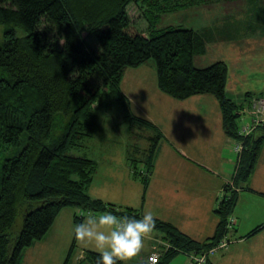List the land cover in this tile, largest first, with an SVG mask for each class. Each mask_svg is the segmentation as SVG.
Masks as SVG:
<instances>
[{"label": "trees", "instance_id": "trees-1", "mask_svg": "<svg viewBox=\"0 0 264 264\" xmlns=\"http://www.w3.org/2000/svg\"><path fill=\"white\" fill-rule=\"evenodd\" d=\"M202 1L0 0V24L4 26L0 45V264H19L23 249L42 239L60 211L71 205L142 217L132 208L118 210L115 204L92 197L88 190L98 162L67 153L95 131L94 102L110 92L123 97L120 87L126 67H138L155 58L158 88L163 93L175 99L213 94L222 108L227 134L241 139L236 117L246 108L227 95L229 65L219 60L196 67L194 59L206 52L207 43L191 28L168 25L154 29L164 13ZM139 2L150 8L145 15L151 37L127 13L130 3ZM87 36L96 39V50ZM261 96L264 93L247 97L249 107L254 97ZM125 101L129 108L130 101ZM131 118L135 127L136 121L155 127L146 118L135 114ZM23 135L27 142L21 149ZM137 137L143 138L141 134ZM144 137L150 141L159 135ZM244 140L242 152H237L233 186H225L216 207V233L201 242L172 222L155 219L171 245L168 250V245L163 248L161 257L192 251L190 255L206 257L202 264H213L211 256L229 247L231 241L225 237L237 224L233 213L238 190L252 189L250 180L264 146V124ZM157 141L149 142L150 168L146 171L151 174ZM19 214L22 229L13 235L10 229ZM161 257L154 264H162ZM98 258L95 251L83 261L97 264ZM117 264L124 263L118 260Z\"/></svg>", "mask_w": 264, "mask_h": 264}, {"label": "crops", "instance_id": "crops-1", "mask_svg": "<svg viewBox=\"0 0 264 264\" xmlns=\"http://www.w3.org/2000/svg\"><path fill=\"white\" fill-rule=\"evenodd\" d=\"M229 1L235 6L239 0H204L194 5V7L185 8L184 10H186L187 18L196 15L201 27H211L215 23L214 19L218 16L214 13L215 6L226 5ZM186 28H191L195 31L199 30L189 25ZM202 37L205 40L203 35ZM217 47L218 50L221 49L219 46ZM209 49H211L210 46H207L203 56H208ZM142 65L145 68L153 69L151 64L145 65L143 63ZM194 65L206 67L198 63H194ZM141 66L134 67L132 72L141 74L143 69ZM233 75L236 77V74ZM231 78L232 76L229 75L226 85L227 95L233 99V96L241 97L240 92L238 93V89L239 87L241 89V86L231 83ZM139 83H141V86L136 89L138 98L129 100L130 112L155 124L158 122L156 119L160 121L166 116L168 126H173V130L166 133L165 140L167 142L162 143L166 144V156L160 161L161 167L152 174L155 188L160 185L159 196L157 198L151 197L150 199V207L153 205L157 207L156 211H152L154 217L158 220L162 219L163 221L172 222L181 232L184 231L192 238L199 240L205 237L208 238V236L212 237L216 233V226L219 221L216 207L224 195L225 183L227 186L230 183L229 179L234 177L233 173L237 160L235 152L232 150L235 141L224 129L222 108L219 106L218 99L211 93H200L187 99H175L163 93L157 87L158 96L151 99L154 102V104H151L150 99L143 97L145 95V83ZM231 91L236 93V95L231 96L229 94ZM262 93L264 91L259 94H255L254 90L245 92L246 95H249L247 97L261 95ZM155 104L157 106L152 108ZM150 108L156 111L158 115L154 117L149 113L147 110ZM169 110L173 111V113H169ZM248 122L250 121L247 120L246 123ZM130 149V146L127 148L121 147L113 154V159L98 165V170L94 174L90 186V190L93 193L92 197L105 202H113L114 200L110 197L111 195L102 194L101 192L97 194L94 191L93 186L96 184V180L99 183V189L105 187V190L110 191L111 194L117 189L124 194L123 178L127 175L128 179H130L132 174L127 168L128 159L123 157V152L126 153ZM261 151L254 175L250 180L252 189L247 187L245 189L239 188L238 190L239 198L233 213V216L237 219V224L225 237L231 243L226 250H222V252H218L210 258L213 264H264V226L259 231L252 233L253 230L264 224V146ZM194 157H203L210 165L202 164L204 168H198L189 161L190 158ZM124 161H126L125 173L118 175L117 169L123 166ZM116 162L118 168L114 165ZM207 167L215 170V172H209ZM104 170H107L109 174L100 185L99 179ZM201 170H204V172L201 173ZM132 181H135V179ZM220 192L222 193L221 198L218 197ZM65 209L60 211L59 216L51 227H57L58 223L60 226L71 222L73 224L72 218L66 222L63 214L66 211ZM186 210H189L193 216L190 217V215L186 214ZM68 213H72L74 218H76L74 208H71ZM186 216L189 217L186 219ZM205 220L207 221L205 222ZM205 229L208 232L203 237H200L205 232ZM154 236L156 235L154 234ZM44 239L42 237L39 241L33 242L24 248L19 264H28L23 259L29 254H32L28 258L32 259L33 264H60V259L65 255L59 251L58 246L55 247L50 244V240ZM135 257L140 261V264L144 262L148 264L150 254L147 252V254L141 255L140 252ZM144 257L146 258L144 259ZM179 258L182 261H178ZM74 259L76 261L73 264H84V258H81V253H78ZM176 261L178 264H189V262L183 263L181 256L177 257Z\"/></svg>", "mask_w": 264, "mask_h": 264}, {"label": "rangeland", "instance_id": "rangeland-1", "mask_svg": "<svg viewBox=\"0 0 264 264\" xmlns=\"http://www.w3.org/2000/svg\"><path fill=\"white\" fill-rule=\"evenodd\" d=\"M236 4L237 5L234 6L233 3L229 1L226 5L220 4L217 5V7L215 6L216 9L214 13L218 16L214 19L215 23L214 25H211V27H201L196 15L187 18L186 10H184V8V11L180 10L177 12L173 11V13H164L156 22L154 29H162L168 25H174L179 28H186V26L189 25L199 29L196 31L204 36L207 46H210L211 49L208 51V56L198 55L194 63L205 65L207 67L208 64H211L214 61L223 60L226 64H229V75L232 76L231 83L241 86V89L240 87L238 89V93L240 92L241 97L233 96L234 100L240 104V107L244 104L243 107L246 108L241 116L236 117L238 125L240 124V126H242L247 120L251 121L252 119V112L248 105L245 92L248 90H254L255 94H259L264 91V0H239ZM149 10H147V7L142 2L130 3L127 7V13H129L131 19L137 24V28L147 37H151V34L148 31L149 23L145 15ZM3 36L4 26L0 24V45L3 43ZM87 41L91 48L95 50L97 49L95 42L96 39L94 37H88ZM217 46L221 49L218 50ZM156 63L155 58L146 61L145 65L151 64L153 69L145 68L142 65L141 68L143 69L141 74H134L132 72L134 67H126L120 87L123 97H121L122 95H118V93L112 94L111 92L99 97V99L93 104V111L95 114L93 123L95 124V131L90 137L84 138L81 145L69 147L67 152L78 157L86 156L94 158L98 162V165H100L102 162H107V160L113 159V154H115L121 147H131L126 153L123 152V157L128 159L127 168L135 181H132L133 179L131 177L128 179L127 175L123 178L124 194L117 189H115L113 194H111L110 191H106L105 187L99 189V183L97 180L96 184L93 186V189L97 194L101 192L102 194L111 195L110 197L114 200L110 203L115 204L118 210L122 211L132 208L134 211L143 214L146 210H157L156 205L150 207L151 197L157 198L159 196L160 185L155 188L153 175L148 172V169L146 171V167L150 168L148 164L150 159L149 142L152 144L158 140L157 148L154 153L155 156L152 161V169L153 171H157V169L161 167L160 161L166 156V144L162 143L167 142V140H165L166 133L169 131L171 132L173 126H168L167 118L165 116L163 119H160V121L156 119L158 122L157 124L154 123L155 127L146 126L145 123L140 121L135 122L137 123V126L135 127L131 118L132 114L129 112L130 107L128 108L125 101V98H128V101L138 98L136 89L141 86V83L139 82H142V84L143 82L145 83V95L143 97H147L151 100L158 96V69ZM233 74H236V77ZM94 81L98 84L99 78ZM229 94L231 96L236 95V93L232 91L229 92ZM150 102L151 104H154L152 100ZM156 106L157 105L155 104L152 108H155ZM152 108L147 111L155 117L158 113L153 111ZM170 112L173 113V111L169 110V113ZM58 114L59 112L56 113V115ZM137 134H141L143 138H138ZM156 134L159 135V138L156 137L150 141L144 137L145 135H152L153 137V135ZM22 139L23 142L20 147L21 149L27 142L26 135H23ZM236 140V138L233 139V141ZM233 152L235 151L233 150ZM235 155L237 158L238 153L235 152ZM189 161L198 168H202V164L210 165L203 157L190 158ZM125 162L126 161H124L123 166L120 168L116 166L117 162L114 164L115 167L118 168V175L125 173ZM207 170L212 173L215 172V170H212L210 167H207ZM200 172L203 173L204 170H201ZM108 174L107 170L103 171L99 179L100 185L105 181L104 179ZM231 180L232 178L229 179V181L233 182ZM90 189L91 188H89L88 192L92 196L93 193ZM221 196L222 193L220 192L218 197L221 198ZM65 208L66 211H64L63 214L66 218V222L72 218L73 224L71 222L69 224L65 223L64 226H60L58 223L57 227L54 226L56 227L55 229H53L54 227H51L50 231L44 236V240H50V244H53L55 247L58 246L59 251L65 255L62 258L63 260L59 258L60 264H73V262L76 261L74 258L78 253H81V258H84V256H88L90 252L96 251L93 246L89 245L88 247H84L75 239L73 232L74 227L82 223L89 212L99 214L106 211L92 210L91 208L84 206L80 208L72 205ZM71 208H74L75 216L77 215L78 217L77 220H75L76 218H74L72 213H68ZM186 214L190 215V217L193 216L190 214L189 210H186ZM115 215L120 216L118 214ZM188 217L189 216H186V219ZM78 221H80V223ZM206 221L207 220H205V222ZM22 223L23 216L22 214H19L16 222L12 225L10 232L13 235H17L22 229ZM206 229L200 237H203L205 233L208 232ZM154 234L156 236H154ZM166 235L167 234L163 232L161 228L155 226L151 238H146L144 241V248L141 251V255H145L147 252L150 254V251L152 250L161 253L163 248L169 243L164 239ZM206 238L207 237L201 238L199 241L203 242ZM155 245L157 246L155 247ZM218 252H222V250L217 251V253ZM189 253L194 254L192 251ZM189 253L186 251H180L172 258L167 257L166 259L162 256L161 261L165 260L162 264H178L176 259L179 256L183 258V263L189 262L190 264L191 259ZM33 254H35V252H33ZM31 255L29 254L24 257L23 261H25V263L28 262V264H33L32 259L28 258ZM214 255L216 254H213L211 257ZM145 258L146 257H144V259ZM178 261H182V259L179 258ZM139 262L140 261H138L136 257H133L123 263L140 264Z\"/></svg>", "mask_w": 264, "mask_h": 264}, {"label": "clouds", "instance_id": "clouds-1", "mask_svg": "<svg viewBox=\"0 0 264 264\" xmlns=\"http://www.w3.org/2000/svg\"><path fill=\"white\" fill-rule=\"evenodd\" d=\"M156 226L154 214L146 210L137 219L117 216L111 211L89 212L73 229L75 239L84 247L89 245L99 253L97 264H117L137 256L150 239Z\"/></svg>", "mask_w": 264, "mask_h": 264}, {"label": "built area", "instance_id": "built-area-1", "mask_svg": "<svg viewBox=\"0 0 264 264\" xmlns=\"http://www.w3.org/2000/svg\"><path fill=\"white\" fill-rule=\"evenodd\" d=\"M250 107L254 119L252 122H248V123L245 122L240 127L239 135L241 136V139H237L234 144V149L236 152H242L245 143L244 139L248 137L253 131H255V128L257 126L264 124V96L254 97ZM229 185L233 186V182H230ZM170 246L171 245L168 244L165 250H168ZM160 257H161V253L157 251H153L150 254L149 263L150 264L157 263ZM190 259H191V264H202L205 261L206 257L190 255Z\"/></svg>", "mask_w": 264, "mask_h": 264}]
</instances>
